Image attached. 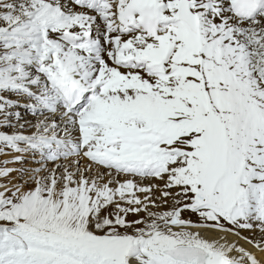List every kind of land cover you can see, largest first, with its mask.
<instances>
[{
	"label": "snow or ice",
	"instance_id": "1",
	"mask_svg": "<svg viewBox=\"0 0 264 264\" xmlns=\"http://www.w3.org/2000/svg\"><path fill=\"white\" fill-rule=\"evenodd\" d=\"M0 264H264V0H0Z\"/></svg>",
	"mask_w": 264,
	"mask_h": 264
}]
</instances>
